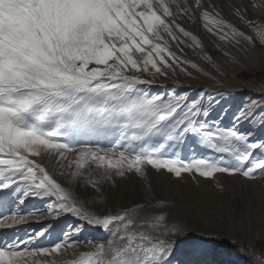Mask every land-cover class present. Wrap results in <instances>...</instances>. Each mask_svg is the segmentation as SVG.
Listing matches in <instances>:
<instances>
[{"label":"snow or ice","instance_id":"6c2138e0","mask_svg":"<svg viewBox=\"0 0 264 264\" xmlns=\"http://www.w3.org/2000/svg\"><path fill=\"white\" fill-rule=\"evenodd\" d=\"M249 9L259 21L248 16ZM261 9L264 0L235 7L246 32L202 0H0V264H171L178 245L171 237L184 228L172 217L170 202L149 191V203L105 212L89 208L108 204L105 184L114 188L133 174L143 180L146 166L181 183L185 174L194 181L214 174L264 177V139L238 128L264 104L250 101L231 126H222L210 116L216 97L228 92L154 94L152 80L142 78L188 73V67L203 71L177 55L166 38L180 52V36L191 40L201 59L214 63L201 39L181 23L197 14L224 58H232L231 48L264 46ZM260 121L264 127V115ZM189 139L215 156L183 157L177 149ZM45 155L55 161L64 185L33 159ZM80 188L91 191L81 198ZM30 196L50 200L48 214H71L107 236L90 242L64 233L50 247H35L45 231L19 239L16 227L28 217L5 213Z\"/></svg>","mask_w":264,"mask_h":264},{"label":"rangeland","instance_id":"374dc122","mask_svg":"<svg viewBox=\"0 0 264 264\" xmlns=\"http://www.w3.org/2000/svg\"><path fill=\"white\" fill-rule=\"evenodd\" d=\"M253 2L260 4L262 0H202L205 5L214 4L225 18L246 32L248 29L233 13L237 5L243 7ZM188 3L192 4L193 0H188ZM261 14H264V9H261ZM248 16L257 21L260 19L251 9ZM181 23L201 39L204 48L212 54L214 63L202 60L199 49L195 55L187 58L197 63L203 71L188 67L190 75L179 69L175 72L168 70L166 76L153 77L144 74L143 79L152 80L150 90L154 94H164L175 89L180 94L188 93L189 97L197 98L202 88L228 92L226 97H216L219 103L213 102L210 116V120H221L222 126H231L233 115L250 101L264 104V46L257 44L246 50L231 48L229 51L232 58H224L216 51L198 14L195 21L184 18ZM166 39L177 55L184 56L192 47L197 48L191 40L180 36V39L185 40V45H182L184 51L180 52L170 38ZM214 65H218L222 71H218ZM221 113H224L223 117ZM261 115H264V108L259 110L254 120L239 124V130L251 133L254 139H264V127H260ZM102 147L109 148L111 145L102 142ZM177 151L185 158L192 155L215 156L213 152L199 146L195 139H189ZM33 159L45 165L62 185L66 183L65 177L56 170L55 161L50 162L46 155ZM146 172L147 177L143 180L133 174L118 180L114 188L105 184L108 204L96 203L87 206L105 212L121 204L130 205L134 201L149 203L148 192L154 191L170 202L172 217L179 220L184 228L179 235L171 237L178 240L171 264H195L197 261H206L209 264L210 260H214L210 264H256L258 260L264 259V177L245 180L239 176L214 174L215 179L197 176L194 181L185 174L184 182L181 183L171 179L168 174L158 173L147 166ZM78 191L83 198V193L91 189L80 188ZM50 202L48 199L30 196L26 203L20 205L17 201L12 206V211L5 213L28 217L23 225L16 227L19 239L25 240L28 234L45 231V236L37 241L35 247H50L62 239L64 233H70L78 241L90 242H101L107 236L102 229L87 225L71 214H48L47 204ZM77 228L79 232L76 231ZM80 247L85 250V245L81 244ZM198 250H207L209 254L201 256L197 253Z\"/></svg>","mask_w":264,"mask_h":264},{"label":"bare ground","instance_id":"6f19581e","mask_svg":"<svg viewBox=\"0 0 264 264\" xmlns=\"http://www.w3.org/2000/svg\"><path fill=\"white\" fill-rule=\"evenodd\" d=\"M197 51H199V48H194L192 47V49L190 50L189 53H187L186 55H184L185 57H189V56H192V55H195V53H197ZM214 260H210L209 261V264L212 263Z\"/></svg>","mask_w":264,"mask_h":264}]
</instances>
